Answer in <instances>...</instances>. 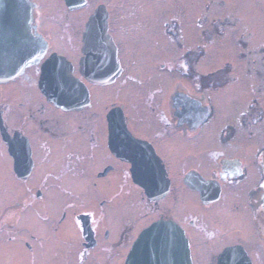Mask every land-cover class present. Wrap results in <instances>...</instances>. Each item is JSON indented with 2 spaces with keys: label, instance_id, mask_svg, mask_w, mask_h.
Masks as SVG:
<instances>
[{
  "label": "flooded vegetation",
  "instance_id": "obj_1",
  "mask_svg": "<svg viewBox=\"0 0 264 264\" xmlns=\"http://www.w3.org/2000/svg\"><path fill=\"white\" fill-rule=\"evenodd\" d=\"M85 1L0 0V26L43 54L0 81V264H128L150 228L172 264L174 228L189 264H264L253 108L230 113L201 47L176 57L179 19ZM100 7L116 68L84 52Z\"/></svg>",
  "mask_w": 264,
  "mask_h": 264
},
{
  "label": "rangeland",
  "instance_id": "obj_2",
  "mask_svg": "<svg viewBox=\"0 0 264 264\" xmlns=\"http://www.w3.org/2000/svg\"><path fill=\"white\" fill-rule=\"evenodd\" d=\"M93 2L108 3L113 8L121 6L120 13L169 14L179 19L186 26L175 40L176 57L187 49H204L208 77L227 80V92L220 95V101L234 116L253 108L255 150L264 143V0ZM6 193L1 196L4 205ZM67 199L66 205L71 202ZM4 205L0 204V212Z\"/></svg>",
  "mask_w": 264,
  "mask_h": 264
},
{
  "label": "water",
  "instance_id": "obj_3",
  "mask_svg": "<svg viewBox=\"0 0 264 264\" xmlns=\"http://www.w3.org/2000/svg\"><path fill=\"white\" fill-rule=\"evenodd\" d=\"M65 1L69 6L74 8H82L86 4L85 0ZM11 33V27L0 26V81H7L19 75L25 68L39 62L43 55L35 49L32 51L25 50L27 47L26 38L14 37ZM84 52L85 54L94 53L96 55L101 54L106 58L110 57L116 68V55L112 50L111 40L108 35V12L105 11L103 7L96 10L95 14L91 16L86 25V32L84 34ZM82 71L84 73H87L88 71L87 58L84 59L82 63ZM174 229V248L176 251H181L183 247L186 248L185 252H183V263L189 264L186 241L178 228ZM154 233V229L150 228L141 236L134 245V249L129 256L128 264H167V262L172 264L171 261L163 260L160 256V252L157 249L160 245L156 242Z\"/></svg>",
  "mask_w": 264,
  "mask_h": 264
}]
</instances>
